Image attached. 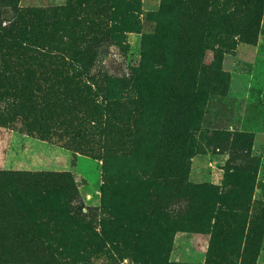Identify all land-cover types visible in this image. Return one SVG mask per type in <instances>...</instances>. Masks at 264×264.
I'll use <instances>...</instances> for the list:
<instances>
[{"label": "rangeland", "instance_id": "obj_1", "mask_svg": "<svg viewBox=\"0 0 264 264\" xmlns=\"http://www.w3.org/2000/svg\"><path fill=\"white\" fill-rule=\"evenodd\" d=\"M220 263L264 264V0H0V264Z\"/></svg>", "mask_w": 264, "mask_h": 264}, {"label": "trees", "instance_id": "obj_2", "mask_svg": "<svg viewBox=\"0 0 264 264\" xmlns=\"http://www.w3.org/2000/svg\"><path fill=\"white\" fill-rule=\"evenodd\" d=\"M15 27V26H14ZM14 27L10 28L8 26H5L4 29H5V32L7 34H10L12 32L11 29H14ZM80 72V71H79ZM106 75V74H105ZM109 78L108 75H106V78ZM238 149V147L234 146V148L232 149V151L234 153H238V154H242L240 151H237L235 152L236 150ZM248 156V155H246ZM235 157V155H234ZM176 167V166H175ZM176 170L180 171V169L178 167H176ZM162 172L166 173L168 172L166 169L162 168ZM165 178H167L168 180H170V187L171 188H176V187H179V188H183V189H189V188H194V186L188 184V182H186V180H184V177L182 176V174H180V176H176L174 177L173 174L171 176H167V175H164ZM170 188V189H171ZM224 194H220V195H215V197L219 198V197H223ZM220 264H225V263H220ZM227 264H232V263H227Z\"/></svg>", "mask_w": 264, "mask_h": 264}]
</instances>
